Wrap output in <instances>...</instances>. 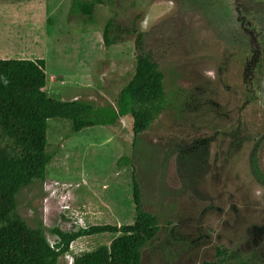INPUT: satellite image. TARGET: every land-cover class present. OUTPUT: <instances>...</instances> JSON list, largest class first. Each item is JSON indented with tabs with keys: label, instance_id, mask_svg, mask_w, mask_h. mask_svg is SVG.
I'll use <instances>...</instances> for the list:
<instances>
[{
	"label": "rangeland",
	"instance_id": "obj_1",
	"mask_svg": "<svg viewBox=\"0 0 264 264\" xmlns=\"http://www.w3.org/2000/svg\"><path fill=\"white\" fill-rule=\"evenodd\" d=\"M74 1L89 0H0V59L42 58L43 90L49 96L114 105L133 73L134 40L140 34L142 50L150 52L163 74L167 102L132 148L130 117L76 133L69 132L68 120L47 119L46 149L54 155L44 180L33 181L16 194V213L29 226L42 223L51 245L57 241L55 228L67 232L131 224L135 217L131 167L117 165L122 155H129L141 208L156 215L159 228L141 250V264H248L251 237L262 235L261 231L253 235L246 214L253 202L239 201L238 212H233L229 208L233 199L227 198L224 205L216 202L210 185L207 200H202L199 152L182 150L198 137L203 124L185 111L184 95L200 84L195 71H213L217 62L219 42L211 24L207 28L203 8L183 0H101L88 17L70 11ZM109 20L120 28L113 33L116 43L105 47L102 32ZM203 93L194 90L195 95ZM205 181L208 184V176ZM221 204L224 211L218 213L216 206ZM120 235L105 232L77 238L57 264H73L75 257Z\"/></svg>",
	"mask_w": 264,
	"mask_h": 264
},
{
	"label": "trees",
	"instance_id": "obj_2",
	"mask_svg": "<svg viewBox=\"0 0 264 264\" xmlns=\"http://www.w3.org/2000/svg\"><path fill=\"white\" fill-rule=\"evenodd\" d=\"M101 0L77 1L74 10L85 16L93 13ZM120 27L109 20L103 28L105 47L116 43L113 34ZM123 30V29H122ZM142 36L134 40V69L121 87L115 104L95 105L81 100H59L49 96L45 60L0 59V264H57L77 238L100 233H120L108 245L73 259V264H141V250L158 232L156 215L141 208L140 190L135 179V166L129 155H122L117 165H130L132 200L135 217L131 224L91 225L71 231L53 229L57 241L49 244L42 223L29 226L16 213V194L33 181H43L53 152L47 147V119L70 122V133L91 126L115 125L121 117L131 118L134 146L138 135L145 132L164 110L166 96L163 74L150 52L142 50ZM201 264H217L203 261Z\"/></svg>",
	"mask_w": 264,
	"mask_h": 264
},
{
	"label": "flooded vegetation",
	"instance_id": "obj_3",
	"mask_svg": "<svg viewBox=\"0 0 264 264\" xmlns=\"http://www.w3.org/2000/svg\"><path fill=\"white\" fill-rule=\"evenodd\" d=\"M240 5L236 0L231 11L216 14L215 21L209 17L218 32L217 62L213 71H195L200 84L184 95L185 111L203 124L182 150L199 152L202 200L210 185L216 202L233 199V212L239 201L253 202L246 214L253 235H262L251 237L247 262L264 264V0H240ZM195 89L204 93L195 95Z\"/></svg>",
	"mask_w": 264,
	"mask_h": 264
},
{
	"label": "water",
	"instance_id": "obj_4",
	"mask_svg": "<svg viewBox=\"0 0 264 264\" xmlns=\"http://www.w3.org/2000/svg\"><path fill=\"white\" fill-rule=\"evenodd\" d=\"M183 1L187 2L188 6H192L191 4H194V6L197 7L198 9H200L201 11L204 10L203 11L204 17H205L204 21H208V27L207 28L209 29L210 28L209 24H211V22L209 21V17L212 16L211 20L215 21L216 14H218L220 12L231 11L232 8H234L233 5H234L236 0H210V2H208L209 0H183ZM237 2H238V7L243 6V5H240V0H237ZM180 6H182V5L178 4L177 8L179 9ZM202 8H203V10H202ZM199 15H201V12H199ZM177 17L181 18L184 16H183V14H179V15H177ZM211 26H212V29L214 31L215 37H217L218 32H217L215 25L211 24ZM135 179H136V177H135ZM136 181H137V179H136ZM138 185H139V183H138ZM139 190H140V187H139ZM140 202H141V193H140Z\"/></svg>",
	"mask_w": 264,
	"mask_h": 264
},
{
	"label": "crops",
	"instance_id": "obj_5",
	"mask_svg": "<svg viewBox=\"0 0 264 264\" xmlns=\"http://www.w3.org/2000/svg\"><path fill=\"white\" fill-rule=\"evenodd\" d=\"M74 99H78V98H74Z\"/></svg>",
	"mask_w": 264,
	"mask_h": 264
}]
</instances>
